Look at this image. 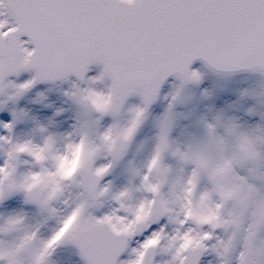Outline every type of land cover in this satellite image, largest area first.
<instances>
[{
	"label": "snow or ice",
	"instance_id": "snow-or-ice-1",
	"mask_svg": "<svg viewBox=\"0 0 264 264\" xmlns=\"http://www.w3.org/2000/svg\"><path fill=\"white\" fill-rule=\"evenodd\" d=\"M0 264H264V0H0Z\"/></svg>",
	"mask_w": 264,
	"mask_h": 264
},
{
	"label": "rangeland",
	"instance_id": "rangeland-1",
	"mask_svg": "<svg viewBox=\"0 0 264 264\" xmlns=\"http://www.w3.org/2000/svg\"><path fill=\"white\" fill-rule=\"evenodd\" d=\"M157 109H158L157 111H160L161 110L159 107H157Z\"/></svg>",
	"mask_w": 264,
	"mask_h": 264
}]
</instances>
